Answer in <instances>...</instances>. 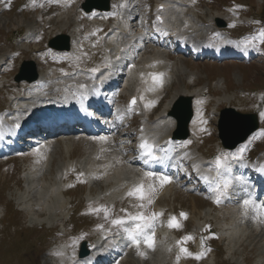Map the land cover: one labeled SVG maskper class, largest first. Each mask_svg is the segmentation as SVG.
<instances>
[{
  "label": "rangeland",
  "instance_id": "rangeland-1",
  "mask_svg": "<svg viewBox=\"0 0 264 264\" xmlns=\"http://www.w3.org/2000/svg\"><path fill=\"white\" fill-rule=\"evenodd\" d=\"M79 1L68 0L60 6H53L49 10H46V16H42L40 19L38 17V14H41L40 9L32 8L30 13L27 12L28 6L25 9V5H22V3H25V0H21V4L8 2L6 6L7 11H2V3H0L1 59L3 55H11L10 51L15 52L18 46L17 42H19L17 41V36L23 35L27 28L37 27L34 25L36 15L37 25L43 23L44 19H49L50 21L48 29L39 34L42 35L40 43L25 46V51H21V53L15 55V59L11 64V70H13L0 78V111L3 109L6 110L8 105L17 97V94L21 92V89L24 88L22 84L18 85L13 81V77L17 73V69L22 61L31 60L35 62V65L41 67L42 71L56 72V69H58L56 61L59 60L60 70H64L65 68L72 70L74 68L73 72H69V75L73 74L74 71L76 72L75 69L77 67L85 66L97 70L106 65L104 62L105 52L99 43L102 35L93 37L91 41H84L82 39V33L92 28L91 24L93 23L88 22L85 18L82 20L84 23L82 24L81 18H84V16L77 9ZM243 1H247L249 10H252L253 6H255L254 9L259 6V10L254 11L258 12L259 16L262 15L264 17V0ZM191 2L195 8V15L201 19L200 22L202 21L205 26L216 28L215 20L212 21L211 18L223 16L226 17L225 29L228 28L229 33L235 37L243 33L256 32V29L251 28L247 24L252 23L248 17H236L239 15L240 9L234 11L229 7L230 11H225V7L232 5L231 0H191ZM74 10L77 16L74 15ZM2 13L3 16H1ZM64 14H69L71 21H69V25L64 27L63 33H72L74 36L80 34L76 38L78 41L81 40L83 45L82 48L80 47L76 50L74 55L71 56L68 54L62 56V59H60L59 55L48 51L46 42L65 23L66 19H64V22L62 20ZM77 18L80 20L76 21L75 19ZM72 20L76 21L75 25L72 24ZM262 20L264 22V19ZM81 28L82 33L80 31ZM133 52L131 50V53ZM173 59L175 62H184L185 66L192 73L196 74L192 77L194 78L192 80L193 85L188 83V76L186 74H179L181 75V80H183L182 83L184 82L183 85L180 81V86H186L188 90H192L193 88H206L204 93L207 95V92H214L208 86V81L214 80V78L223 80L227 89L222 85L221 89L216 92L217 94L215 93L216 96L215 94L211 96L209 103L201 104V107L206 111L207 117L215 115L214 109L217 106L214 100L219 99H213L214 97H222V95L226 94L232 98L229 99L230 101H226L230 104L222 103L217 108V111H220L224 107H231L242 113H249L250 108H247V102L241 98L240 94L236 91L237 89L243 88L250 93L259 91L264 97V63L253 62L249 65H244L241 62H191V60L182 59L176 55H173ZM64 76L65 73L62 71L60 77ZM131 80L132 78H130V84H132ZM176 86L170 85L167 88L163 100L159 104L158 111L161 112L165 103L172 98ZM198 116L200 118L194 124V133L196 136H201V138H198V143L201 147L200 151L203 153L207 152V154H216L219 141L216 136L215 122L212 121L211 123L207 119L205 120L203 113H198ZM204 134L207 136L212 135L207 138ZM262 143L263 141L255 143L258 144L259 151L262 150ZM117 145H121L120 141ZM37 149L35 148L18 155H10L0 159V217H4L2 219L5 223L0 227V264H55L59 260L55 256L56 252L63 251L66 245L69 246L68 254L74 257L80 245L79 243L82 241L87 242L91 246H95L97 245L96 243L102 241L106 233L116 232L118 227L111 224L110 221L112 219L124 218L126 213L131 215H137L139 213L151 215L156 203L161 208L167 209L169 218L176 217L182 225L179 230L167 226V230L172 233L164 232L163 234L162 231L160 236L161 241L159 239V243H157L160 244L164 259L169 260L174 257L172 259L173 262H170V264H236L234 261L242 260L245 264H264V252H261L264 251V227L262 229V223L258 219L254 220L252 216L244 219L243 217L246 216L244 208H237L232 211L233 207H228L226 208L227 212L221 209L211 211L207 208L208 203L206 200L200 196L201 192L197 197L192 195L193 192L197 191L194 184H187L185 187H175L178 190H170L167 185L160 188L157 184L158 180L155 178L147 179L146 177L143 183L155 184L157 187V192L151 204H148L145 208H139L138 205L141 202L129 197L126 193L125 200L117 199L113 205V199L124 194L121 192V187L117 182V177L118 180L120 179L119 173L122 174V177L126 178V181L131 182L132 188L139 185V180H137L138 176L129 174L126 167L119 164L121 162L119 158L117 159L118 163H116L117 157L130 155V153L123 154L119 150L116 153V148L113 151L111 149L112 152L108 155L102 154L96 160L85 161L89 165L87 164L86 166L83 164L85 166L84 175H76L73 169H69L70 175L56 179L54 178L56 175L55 170L61 160L66 162L70 160V162L75 163L80 158L83 159L84 154L82 148L77 147L73 152L70 151V156L72 157L70 159L67 155L61 154L62 156L55 159L53 165L48 164L51 168L47 166V154H40V151H36ZM44 150L46 151L47 148ZM245 150L246 148L242 155L243 158H246L249 154ZM252 150L253 148L250 151ZM258 153L254 154L252 152V155L256 156ZM44 161L46 162L45 164ZM46 170L48 171V176H46L47 178H43L42 174H46ZM142 172L145 173V171ZM142 172L141 174L144 175ZM87 174H89L88 177H86ZM99 174L100 176L97 177ZM116 175L117 177L115 179ZM106 176H108L107 179L109 180L105 178ZM40 179L43 183L46 182V185ZM28 181L37 183L39 187L29 191L27 188ZM181 182L179 181V183ZM188 185L194 188L192 192L186 190ZM52 190H55L58 194V198L56 197L55 200L53 199L55 196L51 194ZM104 190L106 194L103 196L100 195ZM61 191H68V193L63 197L60 195ZM192 199H194L196 209L193 208ZM58 202L63 203L62 206H64V220L60 222H57V218L53 220L49 215L51 213L46 211L50 210L53 212L52 208L56 210V206L59 205ZM102 206L110 210L108 219H105L103 212L98 214L93 212V209ZM39 208H43L46 212L40 211ZM192 210H194L193 213ZM200 211H208L209 215L206 218H200L198 215ZM225 212L227 215H225ZM181 213L186 214L187 218L182 219ZM224 215L226 216L225 220L223 219ZM195 220L197 222L203 221L201 226L203 231L199 233V239L195 236L193 239L181 243L183 237L191 235L190 231ZM17 232L19 234H16ZM115 235H117V239H121L122 241V236L118 231ZM201 235H203L205 241L208 243L209 249L203 250L199 248ZM6 237H9L11 240L5 241ZM178 240L180 245L177 244ZM182 247L186 248L193 256L202 252L204 256L199 260L187 257L181 251ZM10 248H14L15 250L11 253L16 256L14 261H11L10 257H5L7 251H11ZM174 250L180 252L181 260H175ZM143 251L144 255L142 258L145 261L144 264H159L160 259L155 256L152 258L151 255H156L157 248L149 249L145 246ZM146 258L148 259L146 260ZM150 259L152 260L151 262Z\"/></svg>",
  "mask_w": 264,
  "mask_h": 264
},
{
  "label": "bare ground",
  "instance_id": "bare-ground-1",
  "mask_svg": "<svg viewBox=\"0 0 264 264\" xmlns=\"http://www.w3.org/2000/svg\"><path fill=\"white\" fill-rule=\"evenodd\" d=\"M130 2H131V0H129V3ZM186 2H187V0H177L175 2H171V0H165L163 2V7L165 9V11L163 13H164V16L166 18V22H170L173 25V26H171V28H176L177 30H179V32H181L185 35H190L193 40H197V39H199L198 34H200V33L198 32V27H200V26L198 24L197 16H195L193 14L195 9L191 8L190 3H186ZM124 4H123V1L114 3L113 9L111 12L114 19L112 20V23H109V24H111L110 25L111 27L109 29V30H111L110 31L111 34H110V37H107L106 39H104L103 43H102L104 46L103 49L105 51L107 50L106 54L118 58V61H117L118 64L114 65L112 67V72L116 68L117 69L118 68L119 69L124 68L123 64H124V62H126L127 58L122 57L118 51L121 48L127 47L128 44L130 45V43H132V42H129L128 44H126L128 39L126 38V40H125V37L127 36V33L129 31L130 26H129V22H127V20L124 18V16H126V13H127L126 8L123 7ZM99 15L102 19H100V24L98 26L94 27V34H97L98 31L102 30V28L104 27V25H102L101 22L103 21L102 23L105 24V22L107 21L106 17H104L105 16L104 14H99ZM134 15H136V14L134 13ZM68 16L69 15L65 16V19H66L65 23L61 26L60 29L57 30L56 33L62 32L64 27L67 24H69V21H71V20H70V18H68ZM119 18H122L121 22H119V20H117ZM29 27H31V26H29ZM137 27H139V25H137ZM32 28L31 29L27 28V34L25 35L24 38H21L24 41H26L28 44L34 43V40H35L34 36H35V34L39 33V30L37 27L33 26ZM70 37H71V42H72L70 52H73L74 49H76L78 47V43L76 42L75 37H72L71 34H70ZM133 38H135L136 40H138L142 44V42H143L142 39L144 37L139 35L138 37H135V36L131 37V39H133ZM195 45L198 47L196 41H195ZM207 45L209 46L210 44H207ZM224 48L227 49V46L226 45H210L209 50H202L203 48H200L199 51L203 52L204 56H213L216 54L229 56L230 55L228 53L229 50H224ZM17 49L20 51V50H23L25 48H23V45L21 43H19ZM145 53H148V50H146ZM155 53L156 54H154V52L152 54L148 53V54L143 56V58H142L143 66L139 67L138 71H140L144 75L147 71H149L151 69V67H149V66L152 64L155 65L153 70H157L161 67H166V65H167V67L172 68L171 69L172 74L168 75V72L166 69H164V72L166 73V75L168 77L171 78V81H174L177 84L172 98L167 102L168 104L165 105L162 113L160 114V116L158 117V119L156 121V125L152 126L151 123L146 122L148 128L150 129V134L153 136V138H155L158 141V143L162 142L164 144L165 138L170 137V134H171L172 129L174 127V120H172V118L170 116H168V111H169V108L172 104V101H174V99L179 95H186V96L193 97L194 102H195V106H197L196 102H201V101H203V99H201L202 97H200V95H198V92L196 90L188 91L185 86H183V87H181L182 85L180 86V84H179L180 79H179L178 75L179 74L183 75V74H185V72L188 71L184 65L185 64L184 62L181 61L179 63H175V62L171 63V61L167 60L169 58L165 57V52L158 54L159 50L157 49V50H155ZM232 53H234V51H232ZM232 55H235V54H232ZM242 55H244L243 57L241 56L244 60L252 58L251 54H249L246 51H244V53ZM5 56L6 55H3L2 59L0 57V59H1L0 63H2L5 60ZM254 57H256V59H259V55H255ZM38 69H39L38 70V79L33 83H24V84H26L27 87L25 88V93H20V95L22 94V97H20L21 99L17 100L16 102L13 101L12 104L9 105L10 109L8 108V115L11 117L10 121H9L10 124H9V122H5L2 118H0V139L2 137L3 140H5V138H4L5 136H7L8 139L14 138V135L17 134V132L20 129H22L23 126H25L27 124V122L31 121L29 119L32 116H34L35 113H36V115H38V117H42L43 113L44 114L46 113L47 108H49V110H50L51 109V106H50L51 103L55 106V111H57V112L67 111L70 114L79 115L77 106L80 104V101L78 100V95L80 93H83V92L89 90L91 82H92V80H94V78L92 76L95 73H91V75H87V74L79 75L78 74L79 71H78V72H76L70 76L69 75L66 76L65 78L64 77H58L57 78L56 74H60L59 71L55 74V73H51L47 70L42 71L41 67H39ZM66 72L68 73V70ZM189 74H191L189 76L190 78H192L194 75H196L195 73H192V72ZM101 76L102 75H99L98 78H100ZM164 80L165 79L161 76V82ZM132 82H136V81L133 80ZM161 82L155 83V85L156 84L160 85ZM168 86L167 87L165 85L160 86L159 89H154L156 91H154L153 93L152 92L150 93V96H152L153 98L157 97V99H155V103H157L159 101V99H161V97H162L161 95H163L165 93ZM130 87H133V89H129ZM130 87H128V89L125 90L126 93L130 94V92L138 91L142 87V84L138 86L137 83H132V84H130ZM139 95H141L140 90H139ZM139 99H140V97H139ZM217 99H219V100L217 102H215L216 105L219 104L221 101H225V100L228 101V99L225 97H218ZM140 103L142 105V111H143V115L141 116V118H143L142 121L144 122L146 120L144 118L147 117L149 113H148L147 109L144 108L141 100H140ZM115 113L117 114L116 119H118L121 116L120 111H119V114L117 111ZM36 119L34 118L33 120H36ZM143 124L146 125L145 123H143ZM139 125H141V124H139ZM116 128H117L116 123L110 121L98 133L100 135L109 136L116 130ZM85 135L88 136V135H93V134L82 133L81 135H79L78 137H75V138H74V136H71V135L70 136L64 135L63 137L59 138L58 140L54 139L56 141L54 142V140H53L52 142H54V143H52V145L47 144L45 146V148H47L46 151L44 150L45 148H43V147L39 148L40 154H44V153L47 154L48 164L50 163V165H53V163L55 162V159H57L59 156H62L61 154L67 155L70 159V158H72L70 156V151L73 152V150H75V148H77V147L82 148L83 154H84L83 159L80 158L78 161L75 160L76 162L74 164H72V162H70V160L68 162L61 160V162L57 165V168L55 170L56 175L54 178L60 179V178H64L66 175H70L69 174V168L71 166H72L71 169H73V171L76 175H81L85 169V166L83 164H85L86 166H87V164L89 165V163L88 162L85 163V161L96 160L98 157L102 156V154L108 155L109 153H111V149H113V146H114L113 141H110L109 139H107V141L101 142L98 139L99 137L86 138L87 136H85ZM231 138L233 139L234 136H231ZM162 139H164V140L162 141ZM190 139H192V138L190 137ZM234 140L229 139L228 142L232 143V141H234ZM0 144H1V142H0ZM30 146H32V145H27V147H30ZM164 146L165 145H163L162 147H164ZM170 149L171 148H168V149L163 148L162 149V153L160 155L162 157V160L163 159H165L167 161L169 160V157L166 156L165 154H166V152L172 153L174 148H172L171 150ZM4 151H6V150L0 151V153H2ZM179 155H181L183 158H191L192 159V162L194 163L193 166L196 167V170H197L196 171L197 176L195 179L199 178L201 181L205 177H207V178L210 177L214 181L215 177H218V174L215 170V167H214V172H213L209 167V163L207 161H204V159H205L204 155L200 154L194 147L189 148V150L187 152L180 153ZM201 157L204 159H201ZM118 158L121 160V162H119V164H121V166L123 165L124 167H126V170L129 174H132L134 176H138L139 180L141 179V174L139 172L135 171L136 169L134 168L135 166H138L137 163L132 164L131 162H129L127 160V158L122 159L121 157L116 158V163H118L117 162ZM257 163L264 164V155H263V157H261L257 161ZM44 164H45V161H44ZM162 165H163V162H159L156 165V167L162 166ZM62 169H64V170H62ZM173 169H174V172L178 171L176 166H174ZM47 170H46V174H42L43 178H47L46 177V176H48ZM49 175H50V172H49ZM99 176H100V174L97 177H99ZM105 178L107 179L108 176H106ZM138 178H137V180H138ZM123 179H121L120 181L122 182V185H124V189L127 190L128 188L131 187V185L128 181L126 184H124ZM107 180H109V179H107ZM41 182H42V180H41ZM117 182H118V179H117ZM45 183H43V184H45ZM217 185L221 186L220 183H217L216 186ZM42 186H44V185H42ZM37 187H39V185H37V183L35 184L33 182H29L27 188L30 191V190L37 188ZM44 187H46V186H44ZM212 187H215V183H213V185L210 187V189ZM189 189L192 190V188H189ZM105 190H107V189H105ZM129 190H131V189H128V191ZM104 191H102V193H104ZM121 192L123 193L124 190H122ZM51 194H53L55 196V197H53L54 200L56 199V197L58 198V194L56 192H52ZM66 194H67V191H63L62 193H60V195L63 197H65ZM58 203H59V205L56 206V208H57L56 210H53V208H52L53 212H51L50 210H46V211L51 213L49 215L53 218V220L57 218V222H60L64 219L63 216H60V215H63L64 206H62L63 203H61V202H58ZM192 204L194 206V207L193 206L192 207L195 209L196 205H195L194 201L192 202ZM39 209H40V211L46 212L43 210V208L42 209L39 208ZM156 210H157V208H156ZM193 212H194V210H192V213ZM198 215L202 218L206 217L205 212L204 213L199 212ZM243 218L247 219L246 217H243ZM55 222H56V220H55ZM199 224L200 223L195 220V222L192 226L193 232L196 229H197L196 231L199 230V228H200ZM262 227H264V224H262L261 228ZM193 232H192V235H193ZM156 238H157V236L154 235V240H156ZM106 242H108V241H106ZM130 243L132 244L131 241H130ZM132 245H133V247L130 248L131 249L130 253L127 255H123L124 250L121 247H118V243L112 244V243L108 242V243H106L105 247L103 248V251H99V252H101L100 254L99 253H93V251H94L93 250L91 255L86 260H75L73 263L71 262L69 264H85V263H87L93 259L97 260L98 258L101 257V255H105L104 257L101 258L104 261V264H116L118 262V260H120L119 264H144V259L142 258L144 255V252H143V255L138 254L139 252H142L143 248H141V247L143 245L141 244L139 249L134 244H132ZM102 246H103V244H101L100 246H97L96 248H102ZM68 250H69V248H68ZM261 252L263 253L264 251H261ZM66 253H67V248H66ZM151 255L153 257L155 256L158 259H160L159 264H170V262H166L164 260L162 251H161V253L157 252L156 255L155 254H151ZM177 257H179V259H180V256H177ZM99 264H101V263H99Z\"/></svg>",
  "mask_w": 264,
  "mask_h": 264
},
{
  "label": "snow or ice",
  "instance_id": "snow-or-ice-1",
  "mask_svg": "<svg viewBox=\"0 0 264 264\" xmlns=\"http://www.w3.org/2000/svg\"><path fill=\"white\" fill-rule=\"evenodd\" d=\"M254 41H258L261 44H264V29H262L257 36L251 37L248 40L245 41L246 44H252ZM134 67V65H133ZM93 72L96 71V69H92ZM151 79L153 83H160L161 82V76L163 74H150ZM143 78V76H142ZM154 90V89H149ZM141 100H143V96L140 97ZM153 102H148L145 104L146 108H150L154 106ZM137 104V98L133 97L130 101L129 109H134V106ZM262 119H264V113H261ZM101 142L107 141V137H99L98 138ZM139 148L141 150V157H147L150 160H157L158 157L154 154V146L151 145L148 141H143ZM36 151H39L37 149ZM228 154H225L223 156H218L215 161V170L218 174V176L221 173V170L225 168L226 164L225 162L228 160ZM242 158L238 157L237 155H233L232 159ZM261 172H264V168L259 169ZM82 175V174H81ZM144 176L147 179H153L159 181L160 188H163L165 185L172 182L171 178L167 175H157L154 172L151 171H145ZM79 179V177H78ZM205 181H207V177L204 178ZM228 187V183L226 182L224 184V188ZM211 191L216 193V197L214 202L219 205L221 203V189L220 186L217 185L215 187H212L210 189ZM157 192V187L155 184H145L141 183L135 187H133L127 195L129 197H132L136 200H139L141 203L138 205L139 208H145L148 204H151L153 202V197ZM146 202V203H145ZM242 207L245 210V215H247L248 211L251 210L254 215L253 219H260L264 221V204L258 203L255 200L249 198L245 199L242 202ZM94 213H100L103 212L105 215V219H108L110 210L107 207H99L93 209ZM158 213H152L151 215H146L144 213H139L137 215H131L127 214L124 218H116L112 219L110 222L113 226L118 227L120 230H122L126 235L127 238L134 244L138 249L140 245L143 243L147 248L154 249L155 246V240H154V222L157 218ZM181 218L186 219V214L181 213ZM168 227L179 230L182 225L180 224L179 220L176 217H170L168 221ZM193 239L191 236H185L183 237L181 243L187 242L188 240ZM201 243L203 244V240H201ZM181 251L184 253L185 256L194 258L196 260L202 259L204 256V253H200L198 255L193 256V254L189 253L186 248H181ZM138 254L143 255V252H139ZM179 259V257H177Z\"/></svg>",
  "mask_w": 264,
  "mask_h": 264
},
{
  "label": "water",
  "instance_id": "water-1",
  "mask_svg": "<svg viewBox=\"0 0 264 264\" xmlns=\"http://www.w3.org/2000/svg\"><path fill=\"white\" fill-rule=\"evenodd\" d=\"M51 47H58V48H63L66 49V43L58 46L55 42L51 43ZM26 78V80L28 81H33L36 78L35 73H32V75L29 76H24L23 73L20 75L19 79H23ZM183 103V104H182ZM176 110H178V112L180 113V115H177L176 113H174L175 116H177V118L180 120V124L185 128V126H187L190 118H191V110H190V106H189V100L185 99L184 101L181 100L180 103H178L176 105ZM240 123H243L245 121V117L240 116V118H238ZM230 124L228 125V123L226 122V117H223L221 119V123H220V131L221 132H225L228 128H229ZM246 127V126H245ZM256 128V123H252L251 127L248 128L245 132V128H244V132L242 133V131H240L241 134V138L238 140H243L247 134H249L250 132H252L254 129Z\"/></svg>",
  "mask_w": 264,
  "mask_h": 264
}]
</instances>
